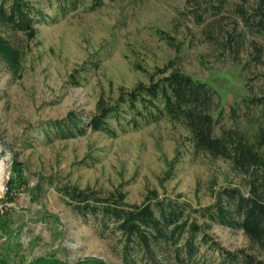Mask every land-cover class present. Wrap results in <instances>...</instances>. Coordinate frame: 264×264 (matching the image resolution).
<instances>
[{
    "label": "rangeland",
    "instance_id": "1",
    "mask_svg": "<svg viewBox=\"0 0 264 264\" xmlns=\"http://www.w3.org/2000/svg\"><path fill=\"white\" fill-rule=\"evenodd\" d=\"M258 1L227 0L228 12ZM42 7L57 19L37 23L34 39L5 31L23 53L19 67L0 57V264L44 256L69 264L87 257L145 264L137 257L126 261L120 236L102 226L101 217L78 212L67 187L101 198L120 190L131 204L154 191L194 210L215 204L227 187L248 192L229 160L197 152L186 128L168 115L127 125L132 112L125 104L109 119L115 136L85 123L100 100L115 106L122 94L172 64L214 89L217 135L239 128L255 141L258 123L248 117L245 99L264 95V63L253 64L248 40L238 61L221 57L189 0H103L95 10L84 0L64 11L43 0ZM253 111L264 121V106ZM71 116L82 120L83 133L63 134L53 124ZM191 215L200 224L208 221L201 211ZM207 232L231 251L264 259L242 229L211 222ZM202 257L212 258L207 247Z\"/></svg>",
    "mask_w": 264,
    "mask_h": 264
},
{
    "label": "trees",
    "instance_id": "2",
    "mask_svg": "<svg viewBox=\"0 0 264 264\" xmlns=\"http://www.w3.org/2000/svg\"><path fill=\"white\" fill-rule=\"evenodd\" d=\"M83 1L47 0L49 8L57 2L62 11ZM42 2L0 0V57L14 68L19 67L23 53L5 31L23 33L34 39L37 23L57 19L50 18ZM189 3L195 5V10L190 11L195 14L197 23L205 24L203 33L221 57L229 54L238 61L249 41L253 64L264 63V0L255 5L237 4L229 12L227 0H189ZM101 5L103 0H91L93 10ZM228 18L233 19L228 21ZM209 19L212 20L209 22ZM125 104L132 112L127 125L139 126L147 115H168L180 122L189 132L197 152L229 160L233 169L246 180L249 190L244 193L241 187H227L219 193L215 204L194 210L185 203L159 198L154 191L142 204H131L120 190L111 197L101 198L96 197L94 191L67 187L64 192L74 208L84 215L101 217V225L120 236L123 257L131 263L139 258L145 264H167L166 261L176 264H264V259L254 253L225 248L207 232L211 222L242 229L264 254V121L253 111L264 106V95L254 94L245 99L248 117L258 123L255 141L239 128L223 129L221 135H217L214 112L219 105L214 89L208 82L188 75L172 64L152 75L149 83H138L132 91L122 94L117 105H107L100 100L98 113L85 123L94 130L115 136L117 132L112 129L109 119L116 118ZM81 123L80 118L71 116L68 122L53 124L63 134H74L85 131ZM16 178L21 180L18 174ZM191 211H201L208 221L200 224L192 219ZM204 247L212 253V258L202 257ZM30 264L69 263L44 256ZM73 264L108 263L97 257H87Z\"/></svg>",
    "mask_w": 264,
    "mask_h": 264
}]
</instances>
